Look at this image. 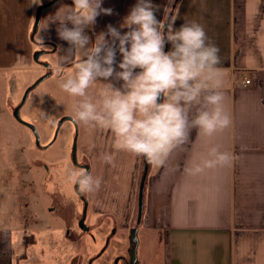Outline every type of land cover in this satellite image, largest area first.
I'll use <instances>...</instances> for the list:
<instances>
[{
    "label": "crops",
    "instance_id": "crops-1",
    "mask_svg": "<svg viewBox=\"0 0 264 264\" xmlns=\"http://www.w3.org/2000/svg\"><path fill=\"white\" fill-rule=\"evenodd\" d=\"M50 1L0 0V41H7L0 53V85H5L6 78V84L13 87L14 93L17 91L15 95L19 93L21 75L31 78L22 83L27 89L47 73L35 76L44 68L34 60L36 43L32 33L38 8ZM152 2L162 6L157 18L163 19V6L168 0ZM135 3L136 0H103L102 6L113 9V14H101L95 25L86 29L92 42L109 24L126 32V28H121L123 18ZM61 4L73 6L72 0H60L45 10L35 38L42 45L49 43L56 47L55 51L52 46L46 47L47 56L52 59L45 61L51 65L50 78L57 83L62 75L69 74L73 63L64 51L69 45L57 36L59 23L55 14ZM67 11L70 9L65 8L60 15ZM174 16L177 28L184 22L200 24L206 32V42L219 49L218 67L224 70L220 91L225 96V109L232 123L212 137L198 136L197 130L191 129L187 142L176 147L164 164L157 166V176L146 191L145 223L141 228L144 232L141 234V229L139 232V254L140 247H144L140 264H155L157 247L161 245L165 247V264H264V40L258 44L256 38L264 22V0H181ZM120 59L118 53L117 61ZM247 81L250 84H245ZM101 82L88 89L89 95H96L94 99L103 89ZM112 82L117 87L122 83ZM60 90L54 93L60 109L64 116L73 117V105L80 98L71 97L69 108ZM13 105L11 97L6 103L11 125L14 124ZM0 110L3 113L1 105ZM195 111L194 105L189 112L190 118ZM77 125L80 151L83 147L94 151L86 144L89 142L105 146L102 153L113 151L109 131L83 123ZM14 129L17 134L11 136L16 142L26 143L25 132L23 135L19 133L20 128ZM212 146L231 153V164L195 176L187 174L186 165L205 156ZM119 156L128 158L131 180L140 156L123 151L115 154V158ZM153 168L155 166L150 167V175ZM129 188L132 189L131 181ZM1 200L4 197L0 194ZM107 205L106 211L101 208L99 212L116 213L109 202ZM20 226L21 221L5 220L0 210V264H19L20 238L30 234L25 229L27 225L23 229Z\"/></svg>",
    "mask_w": 264,
    "mask_h": 264
},
{
    "label": "clouds",
    "instance_id": "clouds-1",
    "mask_svg": "<svg viewBox=\"0 0 264 264\" xmlns=\"http://www.w3.org/2000/svg\"><path fill=\"white\" fill-rule=\"evenodd\" d=\"M173 2L168 0L163 19H158L162 6L136 0L123 18L121 28L127 31L109 24L94 43L86 29L101 14H113V9L102 6L103 0H72L73 6L61 4L55 14L58 39L67 42L66 58L73 61L58 87L69 97L80 98L73 105L74 122L111 133L113 151L100 156L106 164L114 165L115 154L123 151L143 157L150 166H160L187 142L191 129L198 136L212 137L232 123L220 91L224 70L218 67L219 49L206 42L200 24L175 26ZM65 8L70 11L60 15ZM256 38L258 44L264 40V22ZM166 45H170L167 51ZM112 81L122 83L117 87ZM97 82L103 89L94 99L96 95H89L88 89ZM194 105L195 115L190 118ZM232 159L231 153L212 146L205 156L190 161L185 172L199 175L229 166ZM69 180L84 194L98 191L102 184V177L84 168L76 169Z\"/></svg>",
    "mask_w": 264,
    "mask_h": 264
},
{
    "label": "rangeland",
    "instance_id": "rangeland-1",
    "mask_svg": "<svg viewBox=\"0 0 264 264\" xmlns=\"http://www.w3.org/2000/svg\"><path fill=\"white\" fill-rule=\"evenodd\" d=\"M174 3L175 0L172 5ZM6 43L7 41H0V53L3 48H6ZM37 49L35 45L33 50ZM45 59L52 58L45 56L43 60ZM44 73H46L45 69L42 72H36L35 76L37 78ZM30 80L31 78L20 76L18 95H15L17 91L14 93L10 84H6V78L5 85L3 87L0 85V105L4 108L3 113L0 110V194L4 197V200L0 201V210L5 220L21 221L20 228L23 229L27 225L28 228L26 226L25 229L30 232L20 238L19 264H87L90 258L99 254L102 258L95 264H111L117 255L123 253L127 254L128 258L130 231L138 227V193L144 169L142 157L136 162L130 180L131 170L128 167V158L119 156L115 158L114 165L106 164L100 159L105 146L101 147L100 143L99 145L93 142L86 143L94 144L95 150L89 152L83 147L78 159L81 161L83 155V159L94 168L93 176L102 177L99 190L87 193L92 205L90 212L93 215H100L98 220L94 217L90 221L94 225L97 242L93 241L90 235L78 232L76 223L80 217L82 205L77 200L76 185L69 180V176L76 170L71 160L76 127L74 123L66 122L56 136L60 120L66 117L54 94L60 89L57 88L59 85L57 80L50 78L31 92L21 113L24 121L37 127L43 147L36 145L33 132L18 123L15 118L12 122L14 124H10L6 103L12 97L13 106L17 107L28 89L22 83ZM64 98L65 104L71 108L69 102L71 97L64 93ZM14 128H20V134L25 132L26 143H17L11 136V134H17ZM53 139L55 143L45 149L48 142L54 141ZM157 170V166L151 169L148 186L157 176ZM130 181L132 189L129 188ZM108 202L109 207L116 213L99 212L101 208L103 211L108 209ZM54 204L60 207V212L67 214L68 219L65 220V214L61 215L60 212V215L50 212L49 208L54 207ZM9 214L10 216L6 217ZM90 216L91 214L89 218ZM108 217L113 218L114 227L118 229V235L112 237L110 245L106 240L110 237L113 226L107 221ZM144 223L143 219L141 226L138 227L139 230ZM69 228L72 230L71 235L66 233ZM142 232L144 229H141V234ZM143 249L144 247L141 246L142 261ZM157 251L155 264H165V247L161 245L157 247Z\"/></svg>",
    "mask_w": 264,
    "mask_h": 264
},
{
    "label": "water",
    "instance_id": "water-1",
    "mask_svg": "<svg viewBox=\"0 0 264 264\" xmlns=\"http://www.w3.org/2000/svg\"><path fill=\"white\" fill-rule=\"evenodd\" d=\"M60 0H52L46 4L41 5L38 10H37V15H36V20H35V24H34V28H33V33H32V40L34 43L38 44V42L36 41V36L38 34L39 31V27H40V23H41V19L43 16V12L49 8H52L53 6H55L56 4L59 3ZM181 0H175V3L172 7V15H174V12L178 6V4L180 3ZM170 48V45H166V51ZM46 53L40 49H38L37 51H35L34 53V60L35 62H37L38 64L43 65L45 68H51V65L49 63H40V58L41 56H43V54ZM52 76V73H47L45 75H43L42 77H40L33 85H31L30 87H28V89L25 92V95L22 99V102L14 108L13 110V117L15 118V120L26 126L28 129H30L34 136H35V142L36 145L38 147H42L41 145V136L38 132V129L35 125L30 124L26 121L23 120L22 118V109L24 108V106L26 105L29 96L31 94V92L35 91L43 82H45L46 80H48L50 77ZM66 122H72L75 124L76 126V135L73 141V162L77 165L78 164V160H77V151H78V141H79V128L76 122H74L73 117L70 116H66L63 117L57 127V133L56 136H58L60 129L62 128V126L66 123ZM55 141V140H54ZM53 141V142H54ZM51 146V145H49ZM48 146V147H49ZM46 147V148H48ZM143 163H144V169H143V174L141 177V181H140V186H139V193H138V215H137V226H141L143 218H144V213H145V195H146V191H147V186H148V181H149V175H150V165H148L144 158L142 157ZM90 171V169H89ZM77 190H78V185H77ZM86 207H85V211H84V217L81 221V224L84 225L85 221L87 219V208H88V202L86 201ZM133 228L130 231V236H129V249H128V261L130 264H140L139 261V246H140V238H139V228ZM108 244V243H107ZM92 264V263H91Z\"/></svg>",
    "mask_w": 264,
    "mask_h": 264
},
{
    "label": "flooded vegetation",
    "instance_id": "flooded-vegetation-1",
    "mask_svg": "<svg viewBox=\"0 0 264 264\" xmlns=\"http://www.w3.org/2000/svg\"><path fill=\"white\" fill-rule=\"evenodd\" d=\"M45 43H43V45L42 44H40V43H38V44H36V46L38 47V49H40V50H42V51H44V52H46V53H44L43 54V56H41V58H40V63H48V62H46L45 60H43V57H45V56H47L48 55V53H49V50H47V46L48 47H50V46H52V51H55L56 50V47H55V45H50L49 43H46L45 45H44ZM37 49V50H38ZM36 50V51H37ZM41 65V64H40ZM46 71H47V73H50L51 72V68H45L43 65H41ZM46 73V74H47ZM52 73V72H51ZM45 75V74H44ZM76 127V126H75ZM54 140V139H53ZM74 141V140H73ZM49 143V144H48ZM47 144V146L46 147H48L49 145H53L54 143H55V141L53 142V141H51V142H48ZM51 146H49V147H51ZM43 147V146H42ZM46 147H45V149H46ZM48 147V148H49ZM79 152L81 153L82 151H80L79 150V147H78V151H77V160H78V164L76 165L74 162H73V144H72V148H71V160H72V163H74L73 165H74V167L76 168V169H78V168H84V169H86V170H88L89 171V169H90V171L89 172H91V173H93V168H92V166H91V164H89L86 160H84L83 159V155L81 156V161L78 159L79 157H78V155H79ZM48 171H50V170H48ZM76 196H77V200L81 203V205H82V207H81V211H80V217L78 218V220H77V223H76V230L78 231V232H80L81 234H87V235H90V237L92 238V240L93 241H95V242H97V239H96V235H95V231H94V229H93V224H91L90 223V221H92V218H96L97 217V220L100 218L99 216L100 215H93L91 212H90V210H91V200L88 198V196H87V194H84V193H80L79 192V190H77V185H76ZM88 202V210H87V219H86V221H85V224L84 225H82L81 224V221H82V219H83V217H84V211H85V207H86V203L85 202ZM55 206L54 207H50L49 208V210H50V212H54L55 214H58V215H62V214H65V213H63V212H60L61 211V209H60V207L58 206V205H56V204H54ZM70 206V205H69ZM70 209V208H69ZM59 212H60V214H59ZM89 214H91V216H90V218H89ZM71 215V214H70ZM66 218H65V220L66 219H68V216H67V214H65L64 215ZM64 218V217H63ZM107 221L111 224L112 223V228H111V230H110V237H108L107 238V240H106V242H108V245H110V243H111V241H112V237H115L116 235H118V229L116 228V227H114V220H113V218L112 217H108L107 218ZM66 233H67V235H71L72 234V230H71V228H69V229H67L66 230ZM95 235V236H94ZM139 257H140V254H139ZM102 258V256L99 254V255H97V256H95V257H92V258H90V260L87 262V264H95V262H97V261H99L100 259ZM111 264H130L129 263V261H128V258H127V254H125V253H123V254H119V255H117L116 257H115V259L111 262Z\"/></svg>",
    "mask_w": 264,
    "mask_h": 264
},
{
    "label": "built area",
    "instance_id": "built-area-1",
    "mask_svg": "<svg viewBox=\"0 0 264 264\" xmlns=\"http://www.w3.org/2000/svg\"><path fill=\"white\" fill-rule=\"evenodd\" d=\"M245 84H247V85L250 84V81H247Z\"/></svg>",
    "mask_w": 264,
    "mask_h": 264
}]
</instances>
